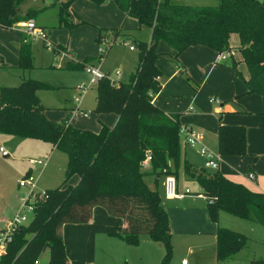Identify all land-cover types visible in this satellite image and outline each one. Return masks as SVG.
Here are the masks:
<instances>
[{
	"label": "trees",
	"instance_id": "obj_1",
	"mask_svg": "<svg viewBox=\"0 0 264 264\" xmlns=\"http://www.w3.org/2000/svg\"><path fill=\"white\" fill-rule=\"evenodd\" d=\"M29 0H0V28L10 30L21 21L35 19L39 10H22ZM75 0L57 2V28L72 32L87 24L71 10ZM95 6L112 2L125 19H133L139 28L150 30V39L143 42L122 28L97 29L95 42L113 40L119 36L137 52V65L126 83L102 79L95 85L97 115L116 116L112 128L100 124L97 133L73 127L68 119L53 122L46 118V108L37 93L53 87L32 79H22L19 86L0 88V134L34 140L57 149L67 158L65 178L60 186L43 191L33 201L31 221L17 227L0 256V264H33L47 252L46 262L39 264H70L62 240L63 225L87 223L93 208L103 209L108 216L124 224L114 236L135 246L140 235L148 236L163 246L159 264H170L171 229L166 210L155 189L145 179L154 182L172 175H182L197 184L205 197L207 215L216 224L224 213L264 227V194L252 192L217 171L195 169L181 164L179 114H166L152 104L160 91L158 59H168L176 66L178 55L190 47L203 46L217 54L230 53L231 35L239 39L238 53L248 76L243 78L247 94L264 98V0H217L215 6L193 7L176 0H86ZM18 45V69L24 73L33 69L31 43ZM164 43L174 52L173 58L159 54L156 47ZM55 48L66 51L57 45ZM91 59L67 62L69 70H83ZM2 58L0 57V67ZM230 68L240 78L236 62ZM185 82L197 92L198 87L186 76ZM217 154L246 156L245 128L219 125L216 134ZM149 156L148 169L142 166ZM77 176L74 186L68 185ZM39 195V193H38ZM248 239L240 233L217 227L214 257L216 264L234 261L247 246ZM126 264V263H124ZM248 264H264L250 260Z\"/></svg>",
	"mask_w": 264,
	"mask_h": 264
},
{
	"label": "rangeland",
	"instance_id": "obj_2",
	"mask_svg": "<svg viewBox=\"0 0 264 264\" xmlns=\"http://www.w3.org/2000/svg\"><path fill=\"white\" fill-rule=\"evenodd\" d=\"M54 1L55 0H29L21 7L22 10L25 8L38 10L44 7L43 11L39 12L37 15L36 24L38 26H36H44V29L39 28V30H42L45 34L46 40L41 41L40 39H36L29 41V43H31L34 67L28 72L22 73L17 66L11 67L4 64L1 65L0 88L17 87L22 79L39 81L53 87L51 90H43L37 93L40 103L46 108L45 116L48 120L58 123L63 119H68L73 127L94 133L99 131L101 127L100 124L108 128L111 126L113 127L115 123V116L113 114L104 113L97 115L93 112L95 84L89 83L90 76L86 74L84 69L69 70L64 69L63 66L67 62L77 63L88 58L91 59V61L86 64V67L92 66L93 68H98L100 73L108 78L110 82L126 83L136 68L138 61L137 52L129 50V45L122 36L115 38L113 42L108 40V42H111V46L105 50V48H102L95 42L96 30L102 28L114 29L122 26L125 29H130L131 33L137 39L148 41L150 38L149 29L144 27L137 30L134 26L128 27V25L135 24V21L133 19H126L125 22H123L121 13L116 6V11L112 12L108 21H104V25L102 26L98 25V23H101L99 19H96L98 14L95 16L91 14L84 15L85 18L94 20V22H89L77 14L80 19L87 21V24L76 27L72 32L66 29H58L56 7H50ZM57 1L64 2L65 0ZM177 2L182 5L193 7H210L217 4V0H177ZM91 6L94 5L92 4ZM31 20L35 21V19ZM231 38L235 40L237 37L236 35H232L230 39ZM160 44L161 43L158 44L159 48ZM2 45L4 46L5 44ZM57 45L67 48L72 59L68 58L66 51L55 48ZM238 46L239 39H237V43L234 44L229 40V49L234 57L237 55ZM7 50L6 45L3 51L6 52ZM100 50L104 53L101 56V60H99V56L101 55ZM223 54L221 55L223 56ZM225 56H227V53H225ZM237 69H239L240 72H245L244 64H237ZM186 76V74L182 76V81L184 83H186ZM195 85L198 87L196 83ZM189 87L192 91V87ZM80 96L81 102L78 105L75 100ZM204 97V93H201L200 99L202 104L201 108H199L201 111L204 107L205 109L209 107L207 103L204 104ZM210 107L209 109H214L211 105ZM217 117L218 115H216V118ZM113 119L114 122L112 123ZM192 131L195 135H199L204 143L208 144L211 152L217 153L216 137L203 136V132L200 128L196 129L193 127ZM0 147L7 154V156H2L0 154V228H3L4 224L11 220L22 204V200L19 199V196L29 195V188L18 187L17 181L26 178L29 179L35 184L34 191H38L39 194L45 190L57 188L62 184L65 178L67 158L65 154L57 149L51 148L47 144L1 134ZM180 148L181 164L185 161L197 170L203 168V163L198 156L197 149L186 144L182 133H180ZM45 158H47V165L44 169L40 167H32L33 169L28 168L29 160H40ZM223 166L225 167L226 165ZM27 169H31V171L28 173ZM182 179L185 180V177L182 175L180 166L177 172L179 186H181L182 189L188 187L191 191H196L199 188L193 180L187 179L188 181H183ZM76 183L77 176H71L68 185L74 186ZM161 195L163 199L166 198L164 190ZM37 198L38 197H36V199ZM185 202H187V200L176 203L184 204ZM193 202H196V204H204L203 199H194ZM172 204L175 203L171 201L167 203L168 206ZM216 226L229 229L245 236L248 239V249L244 251V256L250 255L253 260L264 262V227L254 225L224 213L218 216ZM66 228L70 227L67 226ZM171 234L170 264H180L182 260L187 264H216L213 256L215 247L213 235H201L197 232L193 236L183 237L174 233ZM66 237L71 241V247L75 254L71 256V260L74 261L73 264H159L164 255L163 246L154 243L146 235H140L135 246L127 245L122 239L116 236H99L94 242L91 256L84 255L82 251L74 246L76 236L68 235ZM47 259L48 254L44 252L40 256L38 262L41 263ZM225 264L245 263L234 261Z\"/></svg>",
	"mask_w": 264,
	"mask_h": 264
},
{
	"label": "crops",
	"instance_id": "obj_3",
	"mask_svg": "<svg viewBox=\"0 0 264 264\" xmlns=\"http://www.w3.org/2000/svg\"><path fill=\"white\" fill-rule=\"evenodd\" d=\"M89 3L86 0L85 2L84 0H75L71 4V10L76 16L78 14L81 18L89 22H94V20L87 19L84 15L91 14L92 16H95L98 14L96 19L100 20L101 23H98L100 26L104 25V21H108L112 12L116 11V7L112 2H107L101 6H91L92 4ZM27 9L30 8H25L23 11H26ZM43 9L44 7L38 10L41 12ZM79 16L77 17L80 19ZM121 17L123 18V22H125L126 19L122 13ZM83 19L80 20L87 23V21ZM34 22L35 24L37 23V17ZM132 26L136 27L137 30L141 29L136 22L133 25H128V27ZM43 27L44 26H39L38 28L44 29ZM120 28L137 39L131 33L130 29H125L122 26ZM22 34V31L16 27L10 30L0 28V57L2 58V65L4 64L11 67L18 65V45L23 36ZM237 39L238 37L235 40H232L231 38L230 41L234 44L237 43ZM2 44L5 45L3 46ZM6 45L8 50L4 52L3 50ZM156 51L159 54H165L167 58L174 57L172 49L164 43L160 44V48L158 45ZM66 53L68 54V58H71L67 48ZM218 55L220 54H217L206 47L195 46L186 49L178 55L177 61L181 67L174 65L172 62L168 61V59H158L155 62V66L159 71L160 91L153 97L152 104L166 114H179L181 130H183V128H190L191 130L193 127L196 129L200 128L203 132V136L216 137L219 125L244 127L247 155L242 157L220 156L218 169L216 171L227 179L246 186L248 190L250 188V191L252 192L264 194V98L256 94L246 93V86L243 82V78H247L248 73L246 68L245 72H240L239 69H237V64L242 63L240 61L238 47L236 57L230 52L227 53L228 57L225 56L224 53L223 56L221 55V58L217 60ZM232 60L236 62V69L241 76L240 78L235 77L234 71L230 68ZM184 74H186L194 84L196 83L198 85V93L193 90L192 92L190 87L182 81V76ZM201 93H204L205 95L204 104L207 103L209 106L207 109L204 107L202 111L199 109L202 104L200 99ZM211 98H215L219 102L218 109L215 104L209 102ZM210 105L214 108L213 110L209 109L211 108ZM216 115H218L217 118ZM113 122L114 119L112 123ZM180 133L183 134V131ZM199 142L198 147H204L209 150L210 147L207 143H204L202 138ZM45 159L47 160V158ZM223 165L226 166L224 167ZM28 168L31 167L29 166ZM31 169H27L28 173ZM144 169L147 170L148 167ZM209 172L213 171L209 170ZM248 174H253L254 179L248 180ZM164 178L165 177H160L154 182L152 177H148L145 181L148 186H153L150 188L155 189L158 195L160 194L161 205L166 210L169 217L171 233L183 237L193 236L197 232L201 235H213L215 246V233L217 226L210 222L208 218L204 198L185 196L181 200L163 199L161 194H163L164 190ZM175 180L178 193H183L182 190L186 189H188L191 194L201 192L199 188L196 191H191L188 187L182 189L178 184V180L176 178ZM182 180L185 181L184 179ZM194 199H203L204 204H196V202H193ZM183 200H187V202L184 204L176 203L183 202ZM170 201L175 204L168 206L167 203ZM67 226L70 228H66ZM123 229L124 224L120 219L109 217L107 213L99 207L93 208L91 219L87 223L71 226H69V224L63 225L62 240L68 262L70 264L74 263V261L71 260V256H74L75 254L71 247V241L67 239L66 236H76L74 246L82 251L84 255L91 256L93 253L94 242L99 236L113 237L115 234L121 233ZM246 249H248L247 246L236 255L235 262L238 261L248 264L249 261L252 260V256H244V251Z\"/></svg>",
	"mask_w": 264,
	"mask_h": 264
},
{
	"label": "built area",
	"instance_id": "obj_4",
	"mask_svg": "<svg viewBox=\"0 0 264 264\" xmlns=\"http://www.w3.org/2000/svg\"><path fill=\"white\" fill-rule=\"evenodd\" d=\"M177 1V0H176ZM16 27L20 29L24 35V43L29 42L30 40H36L40 39L41 41L46 40L45 34L42 32V30H39V28L36 26L34 20H26V21H21L16 24ZM102 48H109L111 46V42L108 41H103V44L100 45ZM129 50H133L131 46H129ZM101 55L99 56V60L102 59V55L104 54L103 51L100 50ZM221 58V54L218 55L219 60ZM84 70L86 74L90 76V84H97L100 80L102 79H108L104 75H102L99 71L98 68H93L92 66L90 67H84ZM109 80V79H108ZM110 81V80H109ZM112 83H115L112 82ZM81 100V96L78 97L75 101L79 105ZM210 103L215 104L216 108L218 109V104L219 102L213 98L209 100ZM183 131V134L185 136V142L188 146L197 148L198 144L200 143V136L195 135L193 131L190 128H183L181 132ZM198 155L202 160L203 163V168L205 170H210V171H216L218 169L219 161H220V155L217 153H213L210 150L204 148V147H198ZM0 154L2 156H7L6 152L0 148ZM150 158L149 156L146 157L144 160L142 166L143 168L148 167V162ZM28 165L32 167H40L44 169L47 165V160L46 159H40V160H29ZM248 180H253L254 175L253 174H248L247 175ZM17 186L20 188H29V195L25 196L23 195L22 204L19 206L17 212L13 215L10 221L6 222L3 226V228H0V256L5 253L6 250V245L10 242L11 240V235L13 232L17 229V227L26 225L28 224L32 217H33V201L37 196H43V192H41L38 195V191H34L35 189V184L31 182L29 179H21L17 181ZM164 192H165V197L170 200H181L185 196H192L196 198H204L205 197L199 193H192L186 189L183 191V193H178L177 191V184L176 180L172 175H167L164 178ZM36 193V194H35ZM33 264H39L38 261H35ZM181 264H186V262L183 260Z\"/></svg>",
	"mask_w": 264,
	"mask_h": 264
},
{
	"label": "water",
	"instance_id": "obj_5",
	"mask_svg": "<svg viewBox=\"0 0 264 264\" xmlns=\"http://www.w3.org/2000/svg\"><path fill=\"white\" fill-rule=\"evenodd\" d=\"M22 198H23V195H20V196H19V199H22Z\"/></svg>",
	"mask_w": 264,
	"mask_h": 264
}]
</instances>
